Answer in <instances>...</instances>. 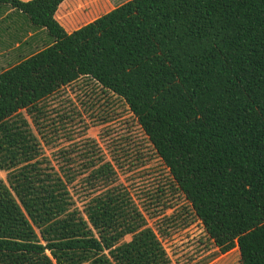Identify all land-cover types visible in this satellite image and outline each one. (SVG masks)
<instances>
[{
    "label": "trees",
    "instance_id": "16d2710c",
    "mask_svg": "<svg viewBox=\"0 0 264 264\" xmlns=\"http://www.w3.org/2000/svg\"><path fill=\"white\" fill-rule=\"evenodd\" d=\"M61 1L0 0L51 40L0 70V264H170L113 163L40 156L20 112L39 127L82 77L127 106L217 252L264 264V0H126L69 32Z\"/></svg>",
    "mask_w": 264,
    "mask_h": 264
},
{
    "label": "rangeland",
    "instance_id": "374dc122",
    "mask_svg": "<svg viewBox=\"0 0 264 264\" xmlns=\"http://www.w3.org/2000/svg\"><path fill=\"white\" fill-rule=\"evenodd\" d=\"M14 22L13 17L6 18L0 30L9 31ZM16 34L21 32L16 30L12 38ZM43 40L45 43L38 47L30 42L31 52L51 41L46 34ZM13 52L17 54L16 50ZM41 106L44 115L40 117L39 127L32 124L25 111L20 112L37 138L40 156L48 159L54 168L61 162L60 149L76 161L87 153L113 163L116 182L127 188L147 225L154 231L158 227L159 231H167L159 239L170 264H240L236 247L218 253L207 241L201 223L187 213L186 202L169 187L167 169L119 98L82 77L45 98ZM0 178H5L3 171ZM81 187L77 178L70 188L78 209L86 194ZM156 196L161 202L154 203ZM168 215L174 219L171 226L162 221Z\"/></svg>",
    "mask_w": 264,
    "mask_h": 264
},
{
    "label": "crops",
    "instance_id": "0c3cea01",
    "mask_svg": "<svg viewBox=\"0 0 264 264\" xmlns=\"http://www.w3.org/2000/svg\"><path fill=\"white\" fill-rule=\"evenodd\" d=\"M124 1L126 0H62L56 8L55 17L62 28L69 32ZM10 16L16 21L9 29L13 33L9 34V31L2 32L0 30V70L31 54L30 42L38 47L39 44L46 41L43 40L45 38L44 29L33 27L25 15L12 9L8 4L0 3V25ZM16 30L21 34H16L15 38H12ZM14 50L17 51V54H14Z\"/></svg>",
    "mask_w": 264,
    "mask_h": 264
}]
</instances>
